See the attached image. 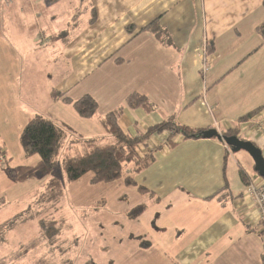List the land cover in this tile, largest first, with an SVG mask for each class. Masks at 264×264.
<instances>
[{
  "label": "crops",
  "instance_id": "1",
  "mask_svg": "<svg viewBox=\"0 0 264 264\" xmlns=\"http://www.w3.org/2000/svg\"><path fill=\"white\" fill-rule=\"evenodd\" d=\"M263 23L264 0H0L2 163L35 192L48 176L39 177L42 159L26 157L21 145L33 117L81 139L108 140L101 122L119 109L132 136L174 121L237 131L264 156ZM53 92L92 97L97 116L81 118ZM131 94L154 110L130 108ZM171 135H154L140 150L155 151L156 161L134 175L149 204L139 218L127 215L137 239L125 264H261L264 239L247 193L259 178L248 172L251 157L216 138L176 136L170 148Z\"/></svg>",
  "mask_w": 264,
  "mask_h": 264
},
{
  "label": "rangeland",
  "instance_id": "2",
  "mask_svg": "<svg viewBox=\"0 0 264 264\" xmlns=\"http://www.w3.org/2000/svg\"><path fill=\"white\" fill-rule=\"evenodd\" d=\"M74 136L78 140V136L71 134L54 171L64 187L58 211L48 210L41 204L34 208V213H43L48 234L58 232L50 240L41 230L39 219L30 218L28 210L32 201L29 199L34 192L24 191L23 173L17 169L14 172L10 165L2 163L3 155H0V172L5 173L0 174V205L1 201L6 203L0 208V225L20 214L21 219H32L9 234L0 246V264H125L130 257L126 251L134 249L137 237L127 215L138 206L148 205L149 201L139 196L135 187L126 191L121 183L92 186L91 174L76 183H68L63 162L67 156H76L80 151L78 145L71 144ZM250 166L249 174L255 175L251 170L253 160ZM15 194L20 200L11 204Z\"/></svg>",
  "mask_w": 264,
  "mask_h": 264
},
{
  "label": "trees",
  "instance_id": "3",
  "mask_svg": "<svg viewBox=\"0 0 264 264\" xmlns=\"http://www.w3.org/2000/svg\"><path fill=\"white\" fill-rule=\"evenodd\" d=\"M259 32L264 38V23L259 28ZM52 97L55 100L72 104L83 119H92L98 114V103L90 96H84L78 101H73L65 94L53 92ZM126 102L132 109H143L148 113L154 110L153 104L143 95L131 94L127 97ZM255 114V112L251 113L242 120H247ZM122 115L123 111L119 109L107 114L102 120L101 123L107 131L108 140L81 138L77 140L74 136L75 139L71 144L78 145L80 151L76 156H67L63 162V169L68 183H76L86 175L91 174L90 184L92 186L109 185L122 181L127 187H135L141 193H149L147 189L136 184L134 175L148 169L156 161L155 151L147 152L145 155L140 153L141 149L148 147L151 138L165 132L172 133L165 142L168 147L172 148L175 146L173 139L176 136H182L186 140L200 139L204 138L205 132H208V130H194L174 121H167L150 128L145 134L132 136L120 126ZM70 136L71 133L64 127L42 116L33 117L21 136V145L26 157L39 156L43 161L44 167L39 171V177L48 176L47 182L31 194L29 200L32 202L28 210L31 212L30 218L33 220L39 219L37 221L48 240L57 236L58 232L49 235L46 221L42 217L43 213H34V208L41 204L45 206L42 207L48 210L53 208V211H58L64 187L54 171L57 167V158ZM224 136L238 137L237 131L227 132ZM7 165H9V162H7ZM7 169L10 171L9 167ZM241 176L246 181L245 175L241 174ZM1 203L3 204L0 205V208L6 204L2 201ZM46 209L43 212H46ZM145 210V206L136 207L128 213V217L137 219ZM20 217L21 214L0 225V246L7 241L9 234L32 220L30 218L21 219ZM55 223L53 222V224ZM261 264H264V256Z\"/></svg>",
  "mask_w": 264,
  "mask_h": 264
},
{
  "label": "water",
  "instance_id": "4",
  "mask_svg": "<svg viewBox=\"0 0 264 264\" xmlns=\"http://www.w3.org/2000/svg\"><path fill=\"white\" fill-rule=\"evenodd\" d=\"M203 137L207 139L216 138L220 141H223L228 147H230L233 153H239L243 151L249 154L254 163V171L258 174L259 177L264 179L263 152L255 144L250 141L242 140L238 137H226L224 135H221L216 130L205 132Z\"/></svg>",
  "mask_w": 264,
  "mask_h": 264
},
{
  "label": "built area",
  "instance_id": "5",
  "mask_svg": "<svg viewBox=\"0 0 264 264\" xmlns=\"http://www.w3.org/2000/svg\"><path fill=\"white\" fill-rule=\"evenodd\" d=\"M247 193L250 200L258 210L259 223L262 230V236L264 239V179L259 177L257 180H251L248 185Z\"/></svg>",
  "mask_w": 264,
  "mask_h": 264
}]
</instances>
